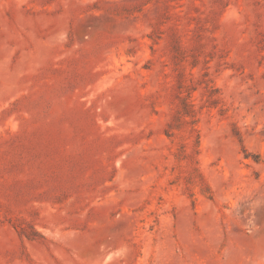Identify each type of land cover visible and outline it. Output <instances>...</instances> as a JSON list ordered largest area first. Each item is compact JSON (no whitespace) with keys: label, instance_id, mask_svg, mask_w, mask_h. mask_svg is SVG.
I'll list each match as a JSON object with an SVG mask.
<instances>
[{"label":"rangeland","instance_id":"374dc122","mask_svg":"<svg viewBox=\"0 0 264 264\" xmlns=\"http://www.w3.org/2000/svg\"><path fill=\"white\" fill-rule=\"evenodd\" d=\"M0 264H264V0H0Z\"/></svg>","mask_w":264,"mask_h":264}]
</instances>
